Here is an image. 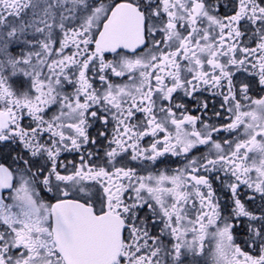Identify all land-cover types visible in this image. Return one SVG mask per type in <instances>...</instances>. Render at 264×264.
<instances>
[{
	"label": "snow or ice",
	"instance_id": "1",
	"mask_svg": "<svg viewBox=\"0 0 264 264\" xmlns=\"http://www.w3.org/2000/svg\"><path fill=\"white\" fill-rule=\"evenodd\" d=\"M0 264H264V0H0Z\"/></svg>",
	"mask_w": 264,
	"mask_h": 264
}]
</instances>
